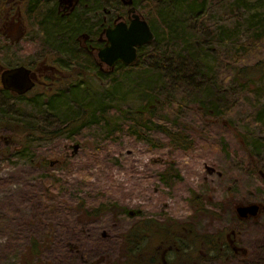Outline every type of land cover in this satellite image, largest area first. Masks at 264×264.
I'll return each instance as SVG.
<instances>
[{"label": "rangeland", "instance_id": "374dc122", "mask_svg": "<svg viewBox=\"0 0 264 264\" xmlns=\"http://www.w3.org/2000/svg\"><path fill=\"white\" fill-rule=\"evenodd\" d=\"M204 5L200 24H206L211 33L206 31V43L199 39L190 47L204 57L205 68L212 74L218 75L215 65L222 58L226 60L235 45H239L238 50H244L240 54L247 61L253 47L258 45L257 50L264 49V0H206ZM177 19L180 24L188 20L184 14H179ZM151 21L158 23L160 17L153 13ZM187 25L192 27L193 24L186 23V30L192 32ZM55 56L62 57L60 53ZM94 57L82 53L80 75L68 83L73 85L81 81L79 93L77 98L67 97L62 109L66 110V103L73 101L75 106L70 105V110L80 114L87 106L84 111L87 119L98 106L99 99L130 107L133 111L142 107L153 108L152 103L144 104L141 97L144 95L143 68L147 67L146 64L139 63L132 68L117 65L110 70L103 66L101 69ZM258 59L261 60L258 68L251 66L244 70L240 69L243 62H230L226 67L234 69L231 76L227 80L223 77L214 79L217 91L232 93L231 100L239 98L235 92L237 86L248 82L255 87L257 92L250 93L239 110L225 114V118L209 117L201 115L197 103H194L173 120L179 127H188L193 132L188 131L191 137L185 131L180 135L192 143L183 148L166 135L152 136V141L146 143L131 135L118 139L108 137L98 126L81 130L78 136L65 127L54 138H42L45 128L55 126L57 116L65 115L51 112L49 102L52 97L48 96L40 102L18 104L23 118L18 120L17 127L13 126L15 134L11 147H6L5 154L0 151V264L21 263V250L29 242L26 232L33 231V226L27 225L28 219L41 212L47 215L51 212L53 205L41 198L44 179L50 176L60 179L66 185L64 190L75 182H83L85 185L79 190L81 195L100 192L107 196V191L114 192L112 215H107L104 220L83 217L81 213L72 217V225L85 224L84 233L88 240L99 234H112L119 223L124 226L158 224L180 232L183 241L177 245L182 256H189L183 259V263L181 261L182 264H188L194 251L201 256L191 264H225L212 246H207V240H193V236H228L233 231L237 240L235 206L264 203V109L259 112L264 105V53ZM106 72H111L108 75L112 77L117 76L114 85L106 82ZM197 80L194 78L191 82L195 84ZM222 98L220 101L224 104V95ZM78 102H82L81 107ZM214 102L218 104V100ZM158 112L165 114L162 107ZM32 124L36 125L35 143L28 147L21 145L19 142L25 136H33L27 134ZM1 135L9 137L10 133L1 131ZM0 149L5 150L1 145ZM248 153L254 154L253 161L258 164L256 170L252 171L250 167ZM50 161L54 162L53 166ZM33 171L36 175L29 176L28 173ZM175 175L178 176L176 179ZM29 186L35 189L29 194L33 200L24 202L27 196L23 195ZM73 190L78 191V187ZM125 209L138 214L120 218L118 213ZM261 222L264 223V215ZM249 227L250 223L242 225L240 233ZM153 238L144 259L155 258L156 264L159 254L155 255V252H160V244L167 246L173 240L165 231ZM171 256L172 253L168 255ZM116 260L123 264L120 252L108 257L110 264ZM139 263L145 264L142 260Z\"/></svg>", "mask_w": 264, "mask_h": 264}, {"label": "trees", "instance_id": "16d2710c", "mask_svg": "<svg viewBox=\"0 0 264 264\" xmlns=\"http://www.w3.org/2000/svg\"><path fill=\"white\" fill-rule=\"evenodd\" d=\"M205 1L179 0V2H184V4L163 7L160 14V22H152L156 32L154 40L140 48L138 58L133 65L119 64V66L129 68L136 67L139 63L146 64L147 67L143 68L145 72L141 71V73L144 72L145 74L144 95L141 97L143 102H145L144 104L152 103L154 105L152 106L153 108L142 107L133 111L130 107L119 106L118 104L110 103L108 100L99 99L98 106L85 119L84 111L88 109L87 106L83 112L78 114L70 110V105L75 106V102L66 103L67 109L65 110L62 109V101L51 100L49 102L51 112L55 115L60 113L65 116H57L56 125L46 127L42 133V138H54L65 127L66 130L72 131L71 134L78 136L81 130L98 126L106 131L105 134L108 137L118 139L123 135H131L146 143L152 141V136L158 134L166 135L183 148L188 147L187 145L192 143L190 139L187 140L180 135L184 131L188 134V131L193 132L188 127H179L173 120H177L184 109L197 103L201 115L223 118H225V114H233L239 110L241 105L244 104L245 98L247 99L250 93L257 92L255 87H252L248 82L243 83L240 87L237 86L235 92L239 98L231 100L230 95L232 93L224 92L222 94V92L217 91L214 79L223 77L227 80L231 76L234 69L229 70L226 67L230 62L233 64L243 62L241 70L251 66L258 68L261 61L258 57L264 53V49L257 50L258 45L253 47L247 61L240 54H243L244 50H238L239 45H235L228 58L226 60L224 58L220 59V62L215 65L214 70L218 75L212 74L210 70L205 68L204 57L199 56L196 49L192 50L190 47L199 39L206 43V31L211 33L206 24H203V26H201L202 23L200 24L201 20L203 21ZM179 14L186 15L188 20L180 24L179 19H177ZM188 21L193 24L192 27L187 25L192 32L186 30ZM254 59L256 61L252 63ZM250 63L252 64L250 65ZM93 67L96 68L95 65ZM116 77H112L108 73L104 74L106 82H110L113 85ZM194 78L198 79L195 84L194 81L191 82ZM159 81H162V83L157 84ZM223 95L224 104L222 100L220 101V99H223ZM214 100H218V104ZM78 103L81 107L82 102ZM78 103L76 105H79ZM161 107L165 114L157 113V110ZM259 109V112L262 111L264 105ZM41 115L44 116V113ZM120 120L122 123L119 122ZM10 125L9 129L2 131L15 134V130ZM73 125L75 128H72ZM35 131V126L31 125L27 129V134L34 135ZM185 139L188 144H186ZM35 141L36 138L34 136L31 138L30 136H25L24 140L19 143L21 145L26 144L28 147L30 144H34ZM3 150L0 149L2 154H5L8 149ZM247 155L252 171L256 170L258 164L253 161L254 154L248 153ZM28 175L35 176L36 172H30ZM177 177L176 175L174 176L175 179ZM44 182L45 187L41 193V198L53 205V208L49 215L41 212L40 215L28 219L27 225L33 226V231L26 232L29 242L21 250L22 259L20 264H110L108 257L114 252H120L123 264H140V260L145 262L144 253L149 247L153 236L162 234L163 231L166 234L169 233L173 240L170 243L173 244L177 260H180L177 264L184 262L181 257L180 247L177 246V242L181 243L183 241L182 237L179 236L180 232H173V228L161 227L158 224L144 223L137 225L132 223V226L127 224L124 226V224L119 223L118 227L113 229L112 234L107 236L99 234L94 239L88 240L84 233L85 224L76 223L71 225L72 217L81 213L83 217H96L98 220H104L107 215H112L111 209L115 202L112 200L113 197L104 196L100 192H88L81 195L79 190L84 185L81 182L64 190L66 186L55 176L46 177ZM1 184H4V182ZM75 187H78V191L73 190ZM31 200H33L31 197H25L23 201ZM132 213L138 214L137 212ZM119 214H121L120 218H129L133 215L127 209L121 210ZM263 215L264 212L255 220H243L234 216V221L238 228L236 231L237 240L235 236L233 239L235 244L246 251L245 253L233 252L226 234L221 236L205 235L203 238L194 235L193 240H207V246H212L217 252L216 255L222 258L225 264H264V223L261 222ZM248 223H250L249 229L240 233L239 227ZM175 246L179 248V251L176 250ZM200 256V253L194 251V257L187 263L191 264L192 261L200 258ZM118 262L117 260L112 261L113 264H118Z\"/></svg>", "mask_w": 264, "mask_h": 264}, {"label": "flooded vegetation", "instance_id": "af4514ba", "mask_svg": "<svg viewBox=\"0 0 264 264\" xmlns=\"http://www.w3.org/2000/svg\"><path fill=\"white\" fill-rule=\"evenodd\" d=\"M178 2L0 0V145L9 149L13 143L14 135L6 137L1 135V131L9 129L10 124L12 129L14 125L17 127L18 120L23 118L18 104L40 102L46 96L62 103H65L67 97L77 98L82 82L73 85L68 83L80 75L82 53L95 56L101 69L105 66L110 70L120 63L109 66L98 56L103 48L110 45L107 37L109 29L113 30L118 24L129 27L132 21H145L154 39L156 32L151 23L152 14L160 17L163 7ZM139 51L140 47H136L137 56ZM56 53H60L62 59L55 56ZM17 68L23 69L20 78L27 81L24 86L30 85L22 93L19 91L23 86L9 89L4 84L5 72ZM233 237V234L231 239L227 236L232 250L235 247ZM172 245L160 244V252H155V255L159 254L156 264H177L180 261ZM176 250L179 251V248L176 247ZM170 253L172 256L168 257ZM181 257L188 259L189 256ZM148 263L155 264V258L145 259V264Z\"/></svg>", "mask_w": 264, "mask_h": 264}, {"label": "water", "instance_id": "95a60500", "mask_svg": "<svg viewBox=\"0 0 264 264\" xmlns=\"http://www.w3.org/2000/svg\"><path fill=\"white\" fill-rule=\"evenodd\" d=\"M107 37L110 45L99 52L100 60L109 66L119 61L130 65L136 60V47L152 40L153 34L145 21H132L129 27L118 24L113 30L109 29ZM22 73V68L6 71L4 74L5 87L18 89L19 86H23L20 93L30 87V85L24 86L27 81L20 78ZM235 212L240 219H257L264 212V205L262 203L237 204ZM240 251L245 252L241 248Z\"/></svg>", "mask_w": 264, "mask_h": 264}, {"label": "bare ground", "instance_id": "6f19581e", "mask_svg": "<svg viewBox=\"0 0 264 264\" xmlns=\"http://www.w3.org/2000/svg\"><path fill=\"white\" fill-rule=\"evenodd\" d=\"M83 167H87V166H83ZM78 182H80V181H78ZM78 182H75V185H77ZM81 183H83V182H81ZM83 184H84V183H83ZM73 185H74V184H73ZM73 185H72L71 187H73ZM84 185H85V184H84ZM84 185H83V187H84ZM65 186H66V185H65ZM71 187H70V188H71ZM27 191H28V192H27L25 195H23V196L31 197L29 194L34 193V191H35L34 186H29L28 189H27ZM113 193H114V192H112V191H110V192L107 191V196H108V197H113V196H112ZM70 224H71V221H70ZM71 225H72V224H71Z\"/></svg>", "mask_w": 264, "mask_h": 264}]
</instances>
